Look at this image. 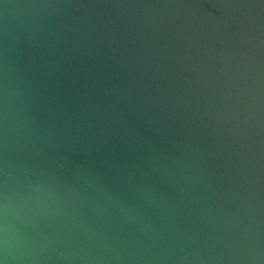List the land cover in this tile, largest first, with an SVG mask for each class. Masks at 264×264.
<instances>
[{
	"label": "water",
	"instance_id": "95a60500",
	"mask_svg": "<svg viewBox=\"0 0 264 264\" xmlns=\"http://www.w3.org/2000/svg\"><path fill=\"white\" fill-rule=\"evenodd\" d=\"M0 264H264V0H0Z\"/></svg>",
	"mask_w": 264,
	"mask_h": 264
}]
</instances>
